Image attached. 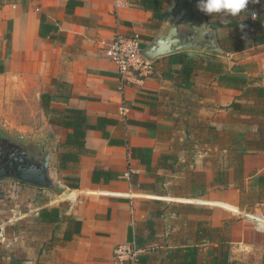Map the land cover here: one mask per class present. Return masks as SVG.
Listing matches in <instances>:
<instances>
[{
    "label": "crops",
    "instance_id": "1",
    "mask_svg": "<svg viewBox=\"0 0 264 264\" xmlns=\"http://www.w3.org/2000/svg\"><path fill=\"white\" fill-rule=\"evenodd\" d=\"M163 21L135 0H0V78L100 126L85 131L84 151L64 144L71 129L46 136L65 194L0 180V264H128L113 257L125 243L140 264H264V100L207 71V55H224L182 50L199 56L189 87L170 55L140 82L104 55L117 31L139 32L145 48ZM257 48L242 61L259 71L227 69L264 85ZM52 207L59 219L41 220Z\"/></svg>",
    "mask_w": 264,
    "mask_h": 264
},
{
    "label": "water",
    "instance_id": "2",
    "mask_svg": "<svg viewBox=\"0 0 264 264\" xmlns=\"http://www.w3.org/2000/svg\"><path fill=\"white\" fill-rule=\"evenodd\" d=\"M203 25V26H201ZM201 50L227 55L214 27L206 23L204 13L196 7V0H180L165 17L162 27L148 43L143 55L153 60L182 50ZM50 144L21 142L16 139L12 149L0 150V180L11 178L57 194L66 192L53 175Z\"/></svg>",
    "mask_w": 264,
    "mask_h": 264
},
{
    "label": "trees",
    "instance_id": "3",
    "mask_svg": "<svg viewBox=\"0 0 264 264\" xmlns=\"http://www.w3.org/2000/svg\"><path fill=\"white\" fill-rule=\"evenodd\" d=\"M168 0H135V3L147 10L152 12L153 19L162 22L165 18V4ZM72 1L68 2V4ZM249 13H255L257 19H250V15L244 21L247 27L243 32L239 29L236 19L232 20L231 23H224V26L234 30L233 34L230 36L231 43L229 47H225L221 44L222 48L229 54L251 49L264 45V5L261 3H250L248 5ZM39 35L41 37H46L47 34L42 30V17L41 26L39 29ZM213 56V55H211ZM211 56L207 55V71L217 73L218 82L226 87H232L234 89L244 91V94L250 95L259 99L264 100V85H253L252 80L244 76L238 75L236 73H230L228 71L223 72L220 64H213L210 60ZM195 57V58H194ZM197 57L193 52H176L170 55L171 60L174 64L179 65L178 71L181 76V84L184 87H189V78L191 73L197 68ZM232 71H239L235 68ZM0 69V73H2ZM50 95L49 93H43L41 95L42 107L45 111L50 108ZM232 106H239L238 103H232ZM57 119L52 122L63 128L71 129V135L66 137L64 141L65 145H71L77 148L79 151H84L83 138L85 131L87 129H98L100 126L97 124L87 123L86 115L82 110L73 108H64L62 110L55 111ZM99 120V119H98ZM67 155H62L61 161L69 159ZM39 218L41 220H46L48 222H55L59 219V209L57 207H52L50 209H42L39 212ZM74 228L73 232L78 233L80 231V222L73 221ZM65 240H70L71 235H64ZM226 258L225 253L222 254V261ZM222 264V263H221Z\"/></svg>",
    "mask_w": 264,
    "mask_h": 264
},
{
    "label": "rangeland",
    "instance_id": "4",
    "mask_svg": "<svg viewBox=\"0 0 264 264\" xmlns=\"http://www.w3.org/2000/svg\"><path fill=\"white\" fill-rule=\"evenodd\" d=\"M180 0H170L167 6V12L173 9ZM250 19L251 15L249 16ZM204 18L208 24L217 29L220 43L225 47H229L231 43L230 36L234 30L224 26L225 20L223 16L204 14ZM236 18H232L235 20ZM260 48L254 47L241 54H229V56H211L213 64H220L222 71L237 68L240 71H259L260 65L256 60L243 62L248 54H257ZM239 62L238 64H236ZM264 68V67H263ZM7 82L12 83L10 92L0 93V131L9 134L21 142H46L48 137H53L57 131L54 122L57 119V105L51 103L48 111L42 107L41 95L38 92L22 91L19 92V86H16L15 80L11 77L0 78V88H5ZM56 122V121H55ZM56 178V177H55ZM53 197L56 195L51 193Z\"/></svg>",
    "mask_w": 264,
    "mask_h": 264
},
{
    "label": "built area",
    "instance_id": "5",
    "mask_svg": "<svg viewBox=\"0 0 264 264\" xmlns=\"http://www.w3.org/2000/svg\"><path fill=\"white\" fill-rule=\"evenodd\" d=\"M144 43L139 32H116L104 47L105 57L115 66L118 76L127 81L140 82L151 73L152 60L143 55ZM127 179L129 172L125 173ZM117 261L139 263V250L131 243L117 245L113 252Z\"/></svg>",
    "mask_w": 264,
    "mask_h": 264
},
{
    "label": "clouds",
    "instance_id": "6",
    "mask_svg": "<svg viewBox=\"0 0 264 264\" xmlns=\"http://www.w3.org/2000/svg\"><path fill=\"white\" fill-rule=\"evenodd\" d=\"M250 3H260V0H196V7L206 15H219L228 18L225 23H231L232 18H236L238 27L243 32L247 27L244 21L249 15L253 20L257 19L254 12L249 13L248 11Z\"/></svg>",
    "mask_w": 264,
    "mask_h": 264
},
{
    "label": "flooded vegetation",
    "instance_id": "7",
    "mask_svg": "<svg viewBox=\"0 0 264 264\" xmlns=\"http://www.w3.org/2000/svg\"><path fill=\"white\" fill-rule=\"evenodd\" d=\"M16 143V139L5 132L0 131V150L2 153L11 150Z\"/></svg>",
    "mask_w": 264,
    "mask_h": 264
}]
</instances>
